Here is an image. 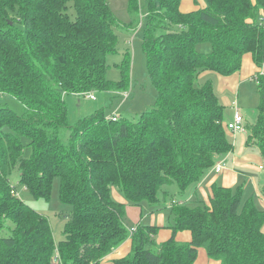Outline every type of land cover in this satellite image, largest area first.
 <instances>
[{"label":"trees","instance_id":"16d2710c","mask_svg":"<svg viewBox=\"0 0 264 264\" xmlns=\"http://www.w3.org/2000/svg\"><path fill=\"white\" fill-rule=\"evenodd\" d=\"M139 1L128 0L129 8L138 11ZM203 1L205 8L183 13L181 0H145L142 51L153 106L133 119L113 121L99 109L71 123L64 95L130 88L129 51L116 65L120 79L105 76L107 56L118 52L107 1L0 0V94L23 106L18 115L0 105V264H101L126 239L130 252L111 264H194L201 248L219 264H264V214L252 199L240 204L241 189L235 195L213 183L208 202L173 200L171 235L158 247L160 228L137 224L130 233L124 223L127 207L158 205L166 185L180 195L193 187L196 196L232 151L224 107L209 81L198 83L201 75L230 76L245 55L264 65V0ZM254 77L257 117L244 133L264 162V74ZM16 170L25 190L46 200L59 178L60 200L71 206L61 241L46 217L11 193ZM182 232L189 241L176 240Z\"/></svg>","mask_w":264,"mask_h":264},{"label":"rangeland","instance_id":"374dc122","mask_svg":"<svg viewBox=\"0 0 264 264\" xmlns=\"http://www.w3.org/2000/svg\"><path fill=\"white\" fill-rule=\"evenodd\" d=\"M108 6L112 12L116 25L115 33L117 35V54L108 55L106 58L107 70L105 73L106 79L116 82L120 79V73L116 67L118 63L122 60V53L129 51L130 53V88L127 92V97L124 96L120 98L121 95H113L111 92H100L94 91L92 94L95 97V100H89L85 95H64V102L67 106L68 117L71 123L75 122L78 119H81L94 111L103 109V112L106 117L115 115L117 117L123 116L127 119H133L137 117L140 113L153 106L157 93L156 89L153 86L151 80L147 76L146 69V60L142 51V37H143V27H144V16L143 11L145 10L144 4L145 0L139 1V10L133 11L129 8L128 0H106ZM197 0H191L193 5L191 9L183 8L182 12H187L195 9H199L201 4H197ZM203 4V3H202ZM68 13L71 19L74 18V11L72 4L69 5ZM208 45L199 46V51L202 53L209 51ZM207 74V75H204ZM199 79V84H203L206 81L212 83L213 87L216 89V76L210 75L209 73H204ZM203 82V83H201ZM252 87H247L249 91H245V96L243 97L244 90H240V102L241 105H244V112L241 110L243 116H245L251 124L254 123L257 117V106L259 103V96L256 89V83H251ZM88 94V95H89ZM238 96V95H237ZM123 98V99H122ZM224 98L221 102L224 107V121L225 124L233 122V110L230 109V106L225 104ZM0 105H5L10 110L15 112L18 115H21L23 112L22 104L14 99L11 96L1 94L0 96ZM239 108V107H238ZM240 109V108H239ZM228 115V120H225ZM3 131H9L7 127L3 128ZM232 134H228V139L231 142V145L234 146V150L241 151L245 145L246 135L245 133H237V147L233 143L230 137ZM240 137H243V141H240ZM21 142L24 145V158H27L30 154V149L27 146L28 140L24 137L21 138ZM252 154L251 152H249ZM260 165L262 163H259ZM249 165H256V161H249ZM226 166V165H225ZM264 166V163H263ZM251 166V169L252 170ZM224 169V168H223ZM239 173V180L231 188L232 192L236 195L239 194V189H241L240 204H243L249 199H252L255 202L256 207L264 214V199L261 197L260 189L263 187V178L264 171L260 172L262 176H258L256 179V187L258 189L255 192L251 187L247 188L245 183L246 175L254 176L253 171L244 172L242 170H236ZM222 172V171H221ZM212 177L218 176L214 171H211L210 174ZM10 184L16 190V196L23 203L37 211L42 216L46 217L50 227L52 229L53 238L55 243L61 241L63 236V230L65 224L71 214V206L63 204L59 196V178H54L52 183V188L50 192L49 199L36 198L30 192L25 190V188L19 183V174L18 171H14L10 177ZM251 181V180H250ZM246 188V190L244 189ZM209 186L203 184V186L196 191V196L192 195L193 187L190 188L185 194H178L177 187L175 185H166L162 187L159 192L158 205H148L143 203L139 207H127L126 216L124 223L127 226V229L135 227L137 224L143 226H156L159 229L158 234L154 237L155 246L158 247L162 241L161 233L166 231V227L172 223V219L169 213V206L173 200H177L178 203L184 202L186 199H192L194 201L208 202V195L210 193ZM194 193V192H193ZM113 199L114 197H121V194L114 189L112 192ZM116 201V199H114ZM162 208V209H159ZM159 209V210H155ZM264 232V224L262 227ZM154 248L156 249V247ZM202 249V248H201ZM203 250V249H202ZM205 252V251H204ZM201 254V251H200ZM199 254V257L201 258ZM201 260V259H200Z\"/></svg>","mask_w":264,"mask_h":264},{"label":"crops","instance_id":"0c3cea01","mask_svg":"<svg viewBox=\"0 0 264 264\" xmlns=\"http://www.w3.org/2000/svg\"><path fill=\"white\" fill-rule=\"evenodd\" d=\"M197 1H198L197 4H201V7L199 9H203L206 7L203 0H197ZM192 6L193 5L191 4V0H181L180 11L183 8L191 9L193 8ZM199 9H195V10H191V11H187L183 13H189V12L196 11ZM258 72H260L261 74H264V65L261 68H258L253 63L252 57L250 55H245L242 60L241 68L238 72L230 76H227V77H223V76H220L214 73H209L210 75L216 76L215 78V80L217 79L216 89L215 87H213V89L219 99V102L221 103L224 98L225 104L230 106V109L232 108L233 110V105H236L237 107L240 108V109L238 108L240 110V113H241V110L244 112V109H243L244 105L239 106L242 102V101L240 102V90L243 88L244 90L243 97H244L245 91H249L247 87L253 86L251 84L252 77H254ZM204 75H207V74H204ZM204 75H201V76H204ZM225 116H226L225 120H228L229 119L228 115L225 114ZM242 117L244 119V126L246 128V126L250 125L251 123L247 121L248 119L245 116L242 115ZM237 137H238V134H232V137H230L231 140H233V143L236 145V147H237ZM240 141H243V137L242 138L240 137ZM249 152H251L252 154H250ZM222 159L225 160V165H226L224 166V169L222 170V172L217 174L218 176H214V177L210 175L212 170L208 172L204 176L203 180L197 185V187L195 188V191L200 189L203 186V184L204 185L207 184L209 187H211L213 183H218L219 185L226 187V188H232L234 184H236L239 180L238 178L239 173L236 172L234 169L242 170L244 172L247 171L246 169H248V171H253L254 176L246 175L245 185L247 188L251 187L255 192L258 191L256 187L255 178H258V176H262L260 172L264 171V166H263L264 162L260 156V153L255 148L251 146L250 147L246 146V139H245V145L243 146V150L241 151L234 150V146H232V151L228 153L227 155L223 156ZM251 160H254V162L256 161L257 166L249 165V161ZM259 163H262V164L260 165ZM251 166H253L252 170H250ZM262 185H264V178H263ZM244 189L246 190L245 187ZM193 192L194 190H192L191 192L192 195H193ZM114 199H116V201L118 202H123V200L120 199L119 197L118 198L114 197ZM187 200L188 199H186L185 201ZM161 234H162L161 235L162 241L160 243L166 241L170 237L171 232L169 230H166V231L163 230ZM189 239H190V234L188 232L179 233L176 237V240L179 242H186V241H189ZM130 247H131V240L126 239L121 245H119L116 249H114L111 252V254H109L106 258H104L101 264H111L112 261L125 257L130 252ZM200 251H201V254H200ZM204 251H205L204 249L198 250V257L194 264H219L218 262L208 259L206 252ZM199 254L201 258L199 257Z\"/></svg>","mask_w":264,"mask_h":264},{"label":"built area","instance_id":"2783aa9c","mask_svg":"<svg viewBox=\"0 0 264 264\" xmlns=\"http://www.w3.org/2000/svg\"><path fill=\"white\" fill-rule=\"evenodd\" d=\"M255 81L256 78L254 77ZM127 94V93H125ZM123 94V96L126 98L127 95ZM1 96V94H0ZM87 99L89 100H95V97L92 94H89L86 96ZM233 110H234V114H233V122L232 123H228L227 127L228 129L231 130L232 133L237 134V133H244V119L240 113V110L238 109V107L236 105H233ZM110 118L115 121L117 116L112 115L110 116ZM225 166V160H220L218 163L215 164V166L213 167L212 171H214V173L219 174L223 168ZM12 194H16V192L11 191ZM134 231V228L130 229V233H132Z\"/></svg>","mask_w":264,"mask_h":264}]
</instances>
